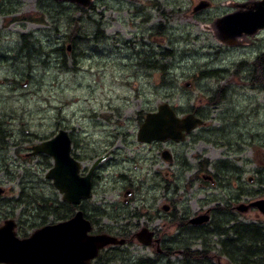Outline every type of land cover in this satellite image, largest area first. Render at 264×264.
Masks as SVG:
<instances>
[{"label": "rangeland", "instance_id": "1", "mask_svg": "<svg viewBox=\"0 0 264 264\" xmlns=\"http://www.w3.org/2000/svg\"><path fill=\"white\" fill-rule=\"evenodd\" d=\"M92 1L82 11L74 3L55 0H0V186L5 189L0 196V224L6 219L27 225L37 221L31 207L16 201L22 191L30 196L28 201L34 195L62 201L46 177L53 158L29 155L33 145L60 128L68 130L83 171L108 154L97 169L87 208L117 203V213H128L129 233L139 230L147 218L131 212L151 208V202L147 206L124 202L129 183L138 187L137 199L150 198L153 212L161 209L158 197L163 186L174 180L183 186L200 158L209 160L212 173L222 163L226 186H205L210 197L219 200L214 204L237 206L264 198V89L250 82L251 65L264 55V30L228 46L218 39L214 24L216 18L234 11L236 3L248 0H206L209 6L199 12L193 7L201 0ZM24 15L40 22L28 21ZM75 22L80 33L73 44L67 35ZM55 45H70V50L51 55ZM208 70L218 73L202 74ZM220 87L225 88V100L208 105V98ZM164 102L179 109L196 106L203 113L204 126L179 143L139 142L144 119L138 122V115L143 112L144 118ZM163 149L189 168L165 161ZM186 190L178 191L182 201L176 206L192 214L198 193ZM233 215L242 223L264 225V215L257 209ZM47 219L51 222L53 215ZM125 222L121 218L117 223ZM150 222L166 230L164 221ZM105 223L112 225L110 220ZM216 240L212 238L214 252ZM179 244L181 250L184 245ZM199 244V240L191 242V249H199ZM122 251L128 262L150 257L157 264L168 259L169 264H180L182 259L176 254L160 260L155 249L136 240Z\"/></svg>", "mask_w": 264, "mask_h": 264}, {"label": "water", "instance_id": "2", "mask_svg": "<svg viewBox=\"0 0 264 264\" xmlns=\"http://www.w3.org/2000/svg\"><path fill=\"white\" fill-rule=\"evenodd\" d=\"M58 1L75 3L86 8L92 4V0ZM208 6V1L201 0L193 7V12H199ZM237 8L234 12L216 18L214 22L218 39L229 46L236 45L238 37L252 36L264 29V0L241 4ZM186 85L190 86V83ZM203 123V119L192 113L184 117L177 116L166 102L160 104L156 111L146 114L139 127L137 139L141 142H180L186 134ZM39 153L53 158V166L47 171L46 177L63 194L64 201L79 204L81 200L90 198L92 173L104 157L96 159L88 173L81 175V164L71 155L69 133L62 128L52 138L33 145L29 154ZM162 157L167 161L172 160L168 150L162 152ZM3 193L4 189L0 186V195ZM250 208H256L264 214V198L237 207L241 212ZM207 219L206 214H201L192 220L205 222ZM15 227L16 221L13 219H6L0 225V264H90L91 259L105 246L125 242V239L107 233L91 234V222L81 210L67 220L37 228L28 237H19ZM153 235L148 228H142L135 233L138 241L145 245L151 244Z\"/></svg>", "mask_w": 264, "mask_h": 264}, {"label": "flooded vegetation", "instance_id": "3", "mask_svg": "<svg viewBox=\"0 0 264 264\" xmlns=\"http://www.w3.org/2000/svg\"><path fill=\"white\" fill-rule=\"evenodd\" d=\"M237 5H240V3L235 4L236 7ZM67 38L68 40H70L69 35H67ZM64 50H70V45H68L67 48L64 47V49L63 45H55L50 49V52L51 55H58L63 54ZM259 57H257L256 59H258ZM174 109L176 111V114L180 117H183L189 113H193L195 116L205 119L203 113H201L196 106H191L189 109H179L178 107H174ZM106 118L109 119V117ZM139 121L140 120L138 115V122ZM163 150H161L160 152L161 156ZM71 154L73 157H75L82 163L81 157L79 155H77L73 151H71ZM107 155L108 154H106V156ZM173 161L178 162L183 167V169L189 168L188 164L185 161H177L174 155H172V160L170 163H172ZM201 161L202 159L200 158V160L196 164L194 172L190 175L189 180L183 186H180L179 183H177L175 180L173 182L166 183L163 186L162 193L158 197L161 203V209L156 208V210L150 212L153 207L152 201L149 197H143V199L136 198V196L139 195L137 193L138 187H136V184L134 182L129 183L124 194L128 197V199H125L124 202L130 204H133L134 202L136 204L138 202H143L144 206H147L148 203L151 202L150 210H142V212H140L141 210H139V213L135 210L131 212V215H133L134 217L147 216L141 226L147 227L152 232H154L153 243L147 248H151L152 251L155 249L154 254L156 255L157 253L159 256H161V258H163V261H165V259H168L170 256L172 257L176 254L183 255L184 249L187 247V245L190 246L191 242L199 240V249H201L202 244H205L206 247H208L205 251V254L202 255V257L205 259V264H234L232 263V259L229 256L230 253L225 250L226 246H224V248L222 249L219 240L222 238L224 239L225 234H231L234 230L233 227H235L236 225L238 227L241 226L242 222L237 221L236 217H234L233 215L237 211H240L237 209V206L233 203L229 204L228 202H221L214 204L219 200L214 199L215 202H213L214 200L210 197V194L207 190L208 188H205V186L209 185L211 187L218 188L225 187L226 185L224 184V180L222 177L224 170L223 168H220V171L218 170L214 173H212L210 170V173L205 172L202 168ZM100 164L97 166V168L92 174V197L95 191L94 183L98 178L97 169L100 167ZM209 168L210 166L208 167V169ZM88 170L85 172L82 169V174H86ZM184 187L187 189L186 191H190L191 194L195 195V193H198L196 195L198 196V198L194 199L193 201L194 212L192 214L189 209H186L185 207L177 208L176 206V203L182 201V197L179 196L178 191ZM87 201H81V203L77 207L84 212V215L90 220V222L94 226L99 228H106L107 231L111 232L112 234L126 239V243L124 246H127L129 245V243H132L134 241V239H132L134 233H129L125 226L127 224V221L129 220V218H127L128 213L125 214L124 211H122V213H117V203L113 202L111 205H100L98 207H94V205H92L91 207L87 208ZM100 203L103 204L102 202ZM161 211H163L164 213H162ZM201 214L207 215V221L193 222L192 219L198 217ZM121 218L126 219L124 225H119L117 223ZM155 218H157L159 221H164L163 228H166V230L156 229V227L151 225L150 221ZM108 220L112 222V225L105 223ZM168 228H172L173 230H175L173 235L168 234ZM238 231L242 232L241 229H239ZM219 234H221V237L219 236ZM213 237L217 238V240L215 241V246H217V252H214L213 250L215 248L212 244ZM156 238H159L160 240L159 246L154 244ZM188 241H190V243H188ZM179 243L184 245L181 250L178 249V246L180 245ZM186 243L188 244L186 245ZM91 264H99L97 258L92 260Z\"/></svg>", "mask_w": 264, "mask_h": 264}, {"label": "trees", "instance_id": "4", "mask_svg": "<svg viewBox=\"0 0 264 264\" xmlns=\"http://www.w3.org/2000/svg\"><path fill=\"white\" fill-rule=\"evenodd\" d=\"M82 11L84 8L79 7ZM22 18L28 21L38 22L39 19L32 17L31 15H24ZM76 25L72 29V32L69 35L70 40L74 44L73 37L76 36L77 33H80V25L78 22H75ZM98 38L100 35L95 33L94 35ZM24 39L26 35L23 36ZM25 44L29 45V41H26ZM64 49V47H63ZM150 65V64H149ZM244 66V62L238 65L237 70H235V74L238 73V69ZM218 73V70H208L203 72L202 74H207V76H215ZM251 76V84L255 86H260L264 89V55L260 56L256 59L251 65L250 70ZM225 100V88L220 87L216 92H214L207 100L208 105H217ZM1 133V130H0ZM202 168L206 170L207 167L211 164L208 159H202ZM220 166L215 167V169L220 170L221 164L218 162ZM245 195H247V191H243ZM33 199L28 201L30 196L25 194L23 191L19 194V198L16 200L18 203H24L25 206L31 207L29 210L36 212L34 218L37 220L33 224H26V221L18 222L17 232L20 236H27V229L34 228L44 225L48 223V215H53L54 220L58 221L69 218L75 210V206L69 205L63 201L57 202V199L51 200L46 199L44 197H39L38 195L31 196ZM2 197H0L1 199ZM0 203L2 201L0 200ZM42 205V206H41ZM33 226V227H32ZM96 232H109L106 228L94 227ZM233 232L231 234H225L224 239H220L219 242L222 246H226V251L230 254V258L232 259V263L234 264H264V225H259L255 223H242L240 227L237 225L233 227ZM241 229L242 232L238 230ZM223 235V234H222ZM221 236V234H219ZM207 247H203V249L191 251L190 248L186 247L184 249V258L182 260L183 264H192V262H202L206 263L205 259L202 257L205 254ZM127 256L125 252L121 251L118 248H108L106 250H102L98 257L99 264H157L158 260H152L151 258H139L133 262L125 261L123 258ZM115 262V263H114Z\"/></svg>", "mask_w": 264, "mask_h": 264}]
</instances>
